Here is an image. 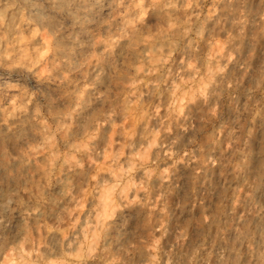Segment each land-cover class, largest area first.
Returning a JSON list of instances; mask_svg holds the SVG:
<instances>
[{"label":"rangeland","instance_id":"374dc122","mask_svg":"<svg viewBox=\"0 0 264 264\" xmlns=\"http://www.w3.org/2000/svg\"><path fill=\"white\" fill-rule=\"evenodd\" d=\"M257 1L0 0V264H264V158L243 172L264 49L248 75L231 67ZM79 9L83 26L67 18Z\"/></svg>","mask_w":264,"mask_h":264},{"label":"bare ground","instance_id":"6f19581e","mask_svg":"<svg viewBox=\"0 0 264 264\" xmlns=\"http://www.w3.org/2000/svg\"><path fill=\"white\" fill-rule=\"evenodd\" d=\"M52 5L55 7H59L62 5H68L70 0H49ZM249 3L255 1V0H248ZM257 1V0H256ZM264 1V0H263ZM23 3H25L26 6L30 7L27 0H22ZM258 6L254 9H245L240 12L238 21L234 23L235 27H242L245 26L248 33L246 34L244 46L241 51H239L234 59L232 60V69L235 71V73L240 76L241 78L248 75V73L252 70L254 67V64L256 62V59L259 57L260 52L264 49V29L262 30V36L260 40L253 37L252 30L256 26L258 22L261 21V19L264 17V5L262 4V1H257ZM30 12H31V8ZM34 10V9H32ZM32 15L34 18H40V14L33 11ZM85 15H88V12L85 10L79 9L75 14H67V18L72 24H79L82 25L85 23ZM72 45H82L83 44V38L82 36L70 38L68 40ZM179 67L182 66V64L178 65ZM102 76L99 77V79ZM239 102L238 98L232 99V106H236ZM182 133H186V128L182 129ZM264 141V122L259 123L257 125L256 133L255 134H249L246 136V145L250 147L248 153L246 154V161L243 165V172L246 175H252L253 172L256 171V166L260 162L262 158H264V149H259L258 146L255 145V143L263 142ZM174 149V145L172 141H168L163 146V151L166 153H171ZM212 156V151L208 152V158ZM181 170H183V167H180ZM181 180L184 176V171L180 172ZM169 179L165 181L164 183H171ZM163 182V180H162ZM215 191V185L211 181V179L207 178L205 176L204 171H199L198 175V183L196 186V196L199 201V203L204 204L208 201V199L214 194ZM260 195H263V187L261 185L257 186L255 190L253 191L254 197H259ZM253 206L254 212H257L256 203L255 201L251 203ZM168 212L170 214L169 218V226L166 229V233L168 236L172 235L175 236V222L179 219L180 215L183 212V208L181 206L178 207L177 202H171L167 206ZM6 221H11L7 219ZM0 226L2 228V224L0 222ZM127 228L120 224H113L110 231L107 233V239L110 240L113 244L120 243L124 236L126 235ZM173 240H169L166 242L165 247H172L174 245ZM168 260L166 257L163 259V264H167Z\"/></svg>","mask_w":264,"mask_h":264}]
</instances>
